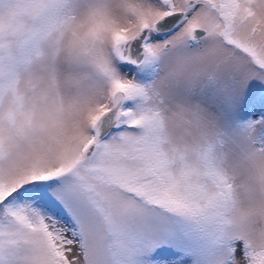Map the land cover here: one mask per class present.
Here are the masks:
<instances>
[{"label": "snow or ice", "instance_id": "obj_1", "mask_svg": "<svg viewBox=\"0 0 264 264\" xmlns=\"http://www.w3.org/2000/svg\"><path fill=\"white\" fill-rule=\"evenodd\" d=\"M153 4L135 10L138 30L114 33L110 105L92 117L76 151L55 165L19 170L4 167L0 146V264H264V253L217 223L223 181L202 202L167 175L157 151L160 112L148 104L150 79L170 47L218 40L252 71L226 106L223 90L234 80L217 65L198 98L226 122L264 132V50L236 38L253 15L252 0Z\"/></svg>", "mask_w": 264, "mask_h": 264}, {"label": "clouds", "instance_id": "obj_2", "mask_svg": "<svg viewBox=\"0 0 264 264\" xmlns=\"http://www.w3.org/2000/svg\"><path fill=\"white\" fill-rule=\"evenodd\" d=\"M153 0H0V146L4 167L52 166L88 138L92 117L110 105L113 35L138 30L135 10ZM236 38L264 50V0ZM258 28L253 34L252 29ZM217 65L234 80L225 105L252 71L218 40L170 47L151 77L148 104L158 108L157 151L167 175L202 202L223 181L218 225L227 237L264 253V132L228 123L198 98ZM161 100L163 102H161ZM236 264H240L237 261Z\"/></svg>", "mask_w": 264, "mask_h": 264}, {"label": "rangeland", "instance_id": "obj_3", "mask_svg": "<svg viewBox=\"0 0 264 264\" xmlns=\"http://www.w3.org/2000/svg\"><path fill=\"white\" fill-rule=\"evenodd\" d=\"M244 118H245V119H247V117H246V116H245Z\"/></svg>", "mask_w": 264, "mask_h": 264}]
</instances>
